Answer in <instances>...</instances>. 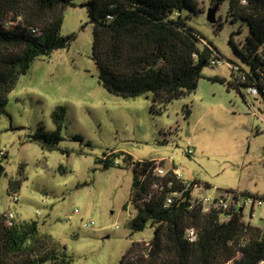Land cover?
I'll use <instances>...</instances> for the list:
<instances>
[{
	"label": "rangeland",
	"instance_id": "1",
	"mask_svg": "<svg viewBox=\"0 0 264 264\" xmlns=\"http://www.w3.org/2000/svg\"><path fill=\"white\" fill-rule=\"evenodd\" d=\"M85 1L65 9L60 34H75L70 45L36 57L9 93L0 117V212H13L19 222L36 221L40 236L66 245L72 264H122L132 242L150 240L155 226L148 221L144 230L133 229V163L112 154L126 152L135 161L163 157L168 167L180 168L185 182L210 184L204 193L264 197V103L232 82L230 64L248 65L231 34L239 45L249 25L228 17V1L215 14L222 28L208 20L211 0H198L202 10L196 14L183 11L192 14L188 23L212 42L221 61L203 70L195 91L155 109L150 95L125 98L99 82ZM58 107L65 108L61 140L48 149L30 136L40 126L55 130ZM10 181L18 185L11 194ZM255 213L245 220L262 225L264 204Z\"/></svg>",
	"mask_w": 264,
	"mask_h": 264
},
{
	"label": "trees",
	"instance_id": "2",
	"mask_svg": "<svg viewBox=\"0 0 264 264\" xmlns=\"http://www.w3.org/2000/svg\"><path fill=\"white\" fill-rule=\"evenodd\" d=\"M225 1L229 2L228 17L242 19L249 25L247 37L239 45L234 41L235 32L231 34L235 51L248 65L244 68L230 64L232 82L237 87L256 90L254 94L264 103V0H211V3L219 10ZM74 4V0H0V117L7 112L9 93L19 77L30 70L33 60L68 47L75 38V34H60L65 9ZM83 6L87 7L93 26L92 58L99 68V82L110 93L125 98L150 95L153 109L164 107L195 91L203 70L214 66L213 61H221L222 55L212 42L206 41L188 23L191 13L202 10L198 0H87ZM185 9L191 13L184 15ZM214 23L219 28L223 26L219 19ZM63 119L65 108H56L55 130L47 132L40 126L31 139L40 141L45 148H58ZM112 155L133 163L131 200L140 194L137 173L148 171L149 182L155 162L166 164L165 159L135 161L126 152ZM98 161L105 167L111 165L109 158ZM170 168L164 182L173 181V189L198 184L204 193L210 187L198 180L185 182L173 173L177 169L175 165ZM191 186L167 208L163 205V193L139 207L132 218L133 229L142 231L149 221L155 232L150 240L133 241L123 255L122 264H224L231 259L234 264H260L264 261V237H260L259 229L251 226L246 229L238 215L227 223H219L217 212L202 214L198 209L190 210ZM17 187L10 181L9 193ZM189 226L199 230L198 240L194 242L184 238ZM37 229L34 220L14 219L12 225H7L5 213L0 212V264H72L66 245L51 235L40 236Z\"/></svg>",
	"mask_w": 264,
	"mask_h": 264
},
{
	"label": "built area",
	"instance_id": "3",
	"mask_svg": "<svg viewBox=\"0 0 264 264\" xmlns=\"http://www.w3.org/2000/svg\"><path fill=\"white\" fill-rule=\"evenodd\" d=\"M216 61H213L215 65ZM236 69V68H235ZM250 93L254 94L257 92L256 90H249ZM192 153V149L189 150ZM6 151L4 149L1 150V155L4 156ZM116 163H119L116 160ZM171 170L167 164L160 163L159 160L155 162L154 168L152 169V180L149 182L146 179L147 172H138L137 173V189L139 191V196L135 197V200H131L134 204L136 214L139 210L140 206H143V203L146 201H151L154 198H157L162 193L165 195V200L163 201V205L167 208L176 202L177 199L183 195V192L191 186L188 184L184 189H173L174 183L173 181H168L166 184L164 182V178L168 175ZM173 173L177 176V178H182L181 173L178 169L172 170ZM190 190V202L189 209L195 210L198 209L202 214H208L210 212H217L219 215L218 222L219 223H227L234 216L238 215L240 217V221L245 223L246 229L249 226L253 228H258L260 231V237H264V220L263 224H254L250 221H246L245 219L249 216L251 219L255 217V206L264 204V197L258 195H244L243 200L240 199L239 195L234 192H226V194L214 195L210 193H202L198 184H194L191 186ZM18 195L14 192L12 199L14 201L18 200ZM249 211V213H248ZM6 223L7 225H12L15 219L13 212H6ZM86 227H90L94 225L93 222L86 223L84 222ZM199 230L196 226H189L185 230L184 238L190 242H194L198 240ZM224 264H234V260H227ZM260 264H264V261H261Z\"/></svg>",
	"mask_w": 264,
	"mask_h": 264
},
{
	"label": "water",
	"instance_id": "4",
	"mask_svg": "<svg viewBox=\"0 0 264 264\" xmlns=\"http://www.w3.org/2000/svg\"><path fill=\"white\" fill-rule=\"evenodd\" d=\"M217 8L216 7H213V8H211L210 9V11L208 12V20L210 21V22H215L216 21V12H217Z\"/></svg>",
	"mask_w": 264,
	"mask_h": 264
},
{
	"label": "crops",
	"instance_id": "5",
	"mask_svg": "<svg viewBox=\"0 0 264 264\" xmlns=\"http://www.w3.org/2000/svg\"><path fill=\"white\" fill-rule=\"evenodd\" d=\"M151 158V157H150ZM151 159H165V158H163V157H152ZM166 160V163L168 164V162H167V159H165ZM170 166H174V164H169ZM168 166V165H167ZM176 167V166H175ZM177 168V167H176ZM178 170H180V168H177Z\"/></svg>",
	"mask_w": 264,
	"mask_h": 264
}]
</instances>
